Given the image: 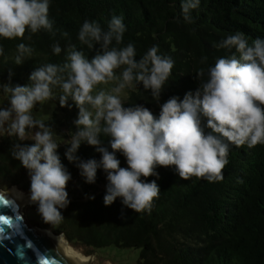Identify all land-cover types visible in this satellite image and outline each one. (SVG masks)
<instances>
[{
	"label": "clouds",
	"instance_id": "1",
	"mask_svg": "<svg viewBox=\"0 0 264 264\" xmlns=\"http://www.w3.org/2000/svg\"><path fill=\"white\" fill-rule=\"evenodd\" d=\"M200 4L201 0H181L184 22H194L192 12ZM49 9L50 0H0V38L31 40L32 34L41 31L55 36L59 30L49 18ZM125 32L122 15H112L107 30L96 20H85L77 39L94 55H85L75 43L62 49L57 42L52 53L64 52L62 62L38 65L26 84L13 83L11 68L7 80L0 79V93L6 97L0 104V140L12 139L10 155L30 180L28 201L52 228L63 223L61 210L70 204L66 189L72 177L58 152L61 144L85 183L94 184L98 170L106 174V206L119 198L124 207L137 213H151L159 198L156 180L148 179L159 178L158 168H173L183 180L196 177L220 182L230 146L264 145V39L249 43L241 31L226 35L215 47L235 52L217 58L214 66L199 68L194 91L161 104L175 62L158 45L137 59L135 44L123 43ZM62 35L69 36L67 31ZM34 53L30 44L21 42L9 58L0 44L5 63L11 59L22 65ZM207 59L202 57L200 63L205 65ZM140 85L159 105L158 116L143 104L126 106L129 94ZM49 102L77 109L72 121L75 131L68 133V139L38 114ZM101 135L111 138V151ZM84 143L100 153L99 160L77 155ZM117 153L125 158L126 167H121ZM237 182L243 181L238 178ZM17 195L25 194L17 190Z\"/></svg>",
	"mask_w": 264,
	"mask_h": 264
},
{
	"label": "trees",
	"instance_id": "2",
	"mask_svg": "<svg viewBox=\"0 0 264 264\" xmlns=\"http://www.w3.org/2000/svg\"><path fill=\"white\" fill-rule=\"evenodd\" d=\"M180 4L181 0H50L49 18L59 31L55 36L41 31L32 34L31 40L0 38L9 58L21 42L35 49L33 58L19 66L0 57V79L7 80L11 68L13 83L26 84L38 65L62 62L64 52L52 53L57 42L62 49L75 43L91 57L95 53L77 39L80 26L85 20H96L107 30L112 15H122L126 25L123 43L135 44L137 59L158 45L175 62L161 94L162 104L169 97L182 99L186 92L194 91L199 68L214 66L217 58L235 52L215 47L226 35L241 31L249 43L264 39V0H201L190 24L184 22ZM64 31L68 37L62 35ZM204 56L208 59L202 65ZM138 87L129 94L126 106L143 104L158 116L159 105L151 92ZM5 102L0 93V104ZM76 116L75 107L69 110L54 102L47 120L60 137L68 139V133L75 131L72 121ZM110 139L101 135L104 146H109ZM11 144L10 138L0 140V186H16L28 193L29 177L11 157ZM65 149L61 144L58 152L72 177L66 189L70 204L61 210L64 221L58 228L45 223L43 228L61 234L70 247L80 248L84 254L107 246L138 249L136 264H264V145L230 146L229 163L220 182L196 177L183 180L173 168H158L159 178H148L156 180L160 188L151 213L134 212L119 198L106 206V174L98 170L96 182L85 183L79 169L65 157ZM77 155L84 160L100 159V153L86 143ZM117 157L121 167H126L125 158L119 153ZM238 178L243 182L238 183Z\"/></svg>",
	"mask_w": 264,
	"mask_h": 264
},
{
	"label": "water",
	"instance_id": "3",
	"mask_svg": "<svg viewBox=\"0 0 264 264\" xmlns=\"http://www.w3.org/2000/svg\"><path fill=\"white\" fill-rule=\"evenodd\" d=\"M23 204L11 190H0V264H86L65 257L46 232L27 224L19 213Z\"/></svg>",
	"mask_w": 264,
	"mask_h": 264
},
{
	"label": "rangeland",
	"instance_id": "4",
	"mask_svg": "<svg viewBox=\"0 0 264 264\" xmlns=\"http://www.w3.org/2000/svg\"><path fill=\"white\" fill-rule=\"evenodd\" d=\"M39 107V106H38ZM54 107V102H49L43 105L42 111L38 113L46 120L49 119L51 111ZM14 187L19 190L16 186H10L7 188L6 185L0 186V190L7 191L9 188ZM21 191V190H19ZM23 192L27 195L26 192ZM19 212L22 214L24 221L34 227L43 228V220L40 215L37 213L36 206L27 202L19 208ZM46 230V229H44ZM49 231V230H48ZM52 233V232H51ZM82 255L91 258V264H136L138 258V249L133 248H118L114 246H107L100 249H97L91 254H84L80 248H74Z\"/></svg>",
	"mask_w": 264,
	"mask_h": 264
},
{
	"label": "bare ground",
	"instance_id": "5",
	"mask_svg": "<svg viewBox=\"0 0 264 264\" xmlns=\"http://www.w3.org/2000/svg\"><path fill=\"white\" fill-rule=\"evenodd\" d=\"M8 190H11L13 192V196H15L17 199L23 201L25 204L28 201L27 195H24L23 197H20L17 195V189L14 187L9 188ZM7 190V191H8ZM7 191H4L5 193ZM22 206V205H21ZM20 206V207H21ZM20 213V212H19ZM42 231L46 232L47 237L52 240L53 242L56 243V245L58 246L61 254H63L65 257H67L70 260H87L86 264H91V258L87 257L85 255H82L81 253H79L77 250L73 249L72 247H70L66 241L62 238L61 235H54L53 233H51L48 230H44L41 229Z\"/></svg>",
	"mask_w": 264,
	"mask_h": 264
}]
</instances>
